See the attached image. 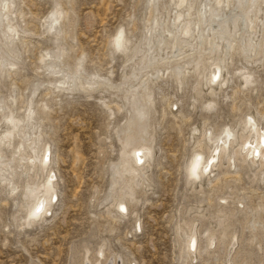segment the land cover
<instances>
[{
    "label": "rangeland",
    "instance_id": "rangeland-1",
    "mask_svg": "<svg viewBox=\"0 0 264 264\" xmlns=\"http://www.w3.org/2000/svg\"><path fill=\"white\" fill-rule=\"evenodd\" d=\"M150 1L15 0L13 21L20 38L16 41L19 62L0 76V101L3 98L13 115L22 119L30 106L28 100H32L30 107L43 134L42 141L50 147L58 200L44 221L28 227L23 224L19 207L20 187L7 196L0 183V264H77L84 248L93 264L92 256L99 244H104L105 258H120L121 264H177L180 241L175 226L197 219L201 232L210 225V214L220 209L232 216L226 232L235 229L238 234L233 264H264V184L258 168L250 171L237 159L238 174L221 177L212 185L203 179L187 186L184 174V164L204 127L210 128L214 139L225 127L233 128L245 120L246 114L258 121L264 116V60L248 66L233 52L223 71L229 81L219 87L204 85L201 76L193 73L186 74L181 85H176L167 73L153 80L149 131L154 155L146 171L147 181L139 185L123 218L114 217L112 207L99 204L107 187V165L116 159L119 150L114 131L125 121V112L112 105L119 100L106 93L101 84L90 86L85 81L90 79L87 75L96 74V81L108 78L116 83L131 72L137 59L128 60L114 51L111 40L122 28L126 45L131 47L146 25ZM195 1L189 0L193 6ZM55 2L61 10L59 35L48 32L44 24ZM175 2L155 0V17L160 14L165 18L167 10L172 18L178 10ZM193 6L181 9L190 14ZM56 46H62L60 65L65 70L73 71L78 64L83 69L77 77V90L53 87L57 78L47 72L46 60ZM243 67L251 71L246 87L240 85L243 70L238 69ZM12 98L14 102H10ZM208 101L213 102L210 110L204 106ZM17 141V135H13L10 146ZM10 149L2 147L1 151L9 155ZM203 149L206 152L207 145ZM222 170L218 168L213 174L220 175ZM14 175L20 185L22 172L16 169ZM221 196L226 202L219 199ZM259 205L257 216L262 226H257L256 238L250 244L243 223L249 214L247 207L253 211ZM196 207L201 214L196 213ZM136 218L140 229L134 226ZM218 246L220 250L210 253L208 260L204 256L192 264H231Z\"/></svg>",
    "mask_w": 264,
    "mask_h": 264
},
{
    "label": "bare ground",
    "instance_id": "bare-ground-1",
    "mask_svg": "<svg viewBox=\"0 0 264 264\" xmlns=\"http://www.w3.org/2000/svg\"><path fill=\"white\" fill-rule=\"evenodd\" d=\"M157 3L155 0L148 2L151 8L146 25L143 26L140 38L131 47L130 44L126 45L128 40L124 38L122 28H118L112 37L114 51L126 55L128 60L137 59L131 72L123 74L121 81L116 83L108 78L96 81L94 79L96 74L94 77L92 74H86L90 77L85 81L87 85L101 84L106 93L109 92V95L119 100V103L112 105L118 111L125 112V121L114 131L119 150L116 159L107 165V187L99 203L112 207L115 212L113 216L117 218L126 215L128 204L134 201L139 185L147 181L146 171L150 168L154 155L153 137L149 131L150 108L153 106L152 81L159 75L167 73L176 85H181L186 74L193 73L201 76L204 85L219 87L229 81L223 75V71L226 61L233 52L242 56V60L248 66L264 60V0H196L194 6L189 0H176L174 6L178 10L174 11L170 19L167 10L165 18L160 14L158 18L155 17ZM57 5L55 2L54 10L46 18L48 22H44L48 26V32L51 30L54 35L61 33L58 25L61 10ZM14 6L15 0H0V76L8 72V69L12 70L19 62L16 41L20 38L13 21ZM184 6L188 9L193 6L189 10L190 14L186 13L187 9L182 11L181 8ZM222 7L226 8L228 13H224ZM54 50L51 58L46 60L47 72L57 78L54 82L56 86L53 87L60 90L62 88L68 91L77 90L80 86L77 77L83 69L78 67L80 66L78 64L73 71L65 70L60 65L62 46H56ZM238 71L242 72L240 85L246 87L251 81V71L245 67ZM237 91L240 90H234L233 95ZM2 99L0 183L7 196L14 195L20 187L19 207L23 211V224L30 227L35 222L44 221L58 200L56 175L50 168L52 161L50 147L42 141L43 134L40 132L34 110L30 107L32 100H28L30 106L21 119L13 115L6 101ZM10 102H14V98ZM109 104L110 102L108 106ZM204 106L210 110L213 102H205ZM211 134L210 128L204 127L199 139H196L193 152L184 164L185 185L192 186L203 179L212 185L211 183H216L221 177L236 175L237 159L250 171L258 168L260 181L264 184V170H260V167L264 166V116L258 121L254 116L246 114L245 120L239 121L233 128L225 127L217 138L212 139ZM13 135H17L18 141L14 146H10ZM204 145H207L206 152L203 151ZM2 147L5 149L11 147L9 155L1 151ZM218 168L224 170L220 175L213 174ZM16 169L23 174L20 185L14 179ZM219 199L226 202L225 196ZM238 206L242 204L238 202ZM257 208H261V205L253 211L247 207L249 214L243 223L244 228L248 229L250 244L256 238L255 229L258 225L262 226L257 216ZM217 212L215 215L210 214V225L201 232L197 228L199 223L197 219H187L175 226V235L180 241L177 264H192L198 258L202 261L204 256L208 260L210 253L214 254L216 249L220 250L219 244L221 250L225 251L226 262L233 264L232 252L236 250L235 247L238 248V234L235 229L226 232L228 219L232 216L221 209ZM196 213L201 214L200 208L196 207ZM134 226L140 229L138 218ZM261 235L264 238L263 229ZM97 247L92 256L93 264L122 263L120 258L104 257V244ZM257 249H260L259 244ZM88 253V249L84 248L83 257L77 264H92L88 259ZM246 257L247 253L241 260L245 261Z\"/></svg>",
    "mask_w": 264,
    "mask_h": 264
}]
</instances>
